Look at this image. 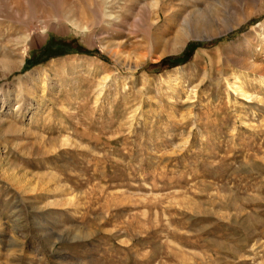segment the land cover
I'll return each instance as SVG.
<instances>
[{
	"label": "rangeland",
	"instance_id": "374dc122",
	"mask_svg": "<svg viewBox=\"0 0 264 264\" xmlns=\"http://www.w3.org/2000/svg\"><path fill=\"white\" fill-rule=\"evenodd\" d=\"M0 264H264V0H0Z\"/></svg>",
	"mask_w": 264,
	"mask_h": 264
}]
</instances>
